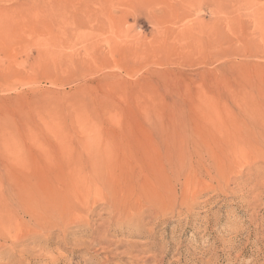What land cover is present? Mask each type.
<instances>
[{"label": "rangeland", "instance_id": "1", "mask_svg": "<svg viewBox=\"0 0 264 264\" xmlns=\"http://www.w3.org/2000/svg\"><path fill=\"white\" fill-rule=\"evenodd\" d=\"M0 227V264H264V0H0Z\"/></svg>", "mask_w": 264, "mask_h": 264}, {"label": "bare ground", "instance_id": "2", "mask_svg": "<svg viewBox=\"0 0 264 264\" xmlns=\"http://www.w3.org/2000/svg\"><path fill=\"white\" fill-rule=\"evenodd\" d=\"M83 181L84 180H82V182H79V184L81 185V184H83ZM78 182V181H77ZM99 182V181H98ZM98 182H96V180H92V181H87V182H85L84 181V184L82 185V187L84 186V185H86V187H87V190H95V189H100L101 187H102V185L100 186V188H99V185H98ZM75 183V182H74ZM100 183V182H99ZM76 184V183H75ZM77 185V184H76ZM75 189V188H74ZM81 193V192H80ZM86 193V192H85ZM98 193V192H97ZM78 194H79V192H78ZM93 194V193H92ZM92 194L90 195V196H92ZM86 196V199H87V194L85 195ZM98 196V195H97ZM84 197V196H83ZM91 198V197H90ZM87 201V200H86ZM88 202V201H87ZM86 202V203H87ZM90 202V201H89ZM84 204H85V202H84ZM91 206V205H90ZM85 207V206H84ZM86 208H87V206H86ZM90 209V208H89ZM92 209V208H91ZM14 230V228H11V227H0V233L2 234V235H4V233H6V232H9L10 230ZM15 232H16V230H15ZM7 234V233H6ZM18 234L19 233H17V236H18ZM8 235V234H7ZM16 236V237H17ZM45 250V249H44ZM55 261V260H54Z\"/></svg>", "mask_w": 264, "mask_h": 264}, {"label": "clouds", "instance_id": "3", "mask_svg": "<svg viewBox=\"0 0 264 264\" xmlns=\"http://www.w3.org/2000/svg\"><path fill=\"white\" fill-rule=\"evenodd\" d=\"M43 255H46L48 259L52 260L54 259L55 257V253H52V252H45V253H42Z\"/></svg>", "mask_w": 264, "mask_h": 264}]
</instances>
